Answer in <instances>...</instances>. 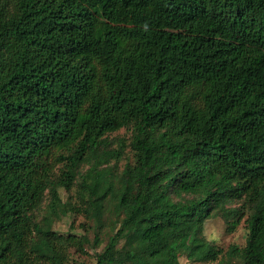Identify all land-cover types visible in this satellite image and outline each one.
<instances>
[{
  "label": "trees",
  "instance_id": "trees-1",
  "mask_svg": "<svg viewBox=\"0 0 264 264\" xmlns=\"http://www.w3.org/2000/svg\"><path fill=\"white\" fill-rule=\"evenodd\" d=\"M62 205L92 240L45 228ZM213 217L244 219V245L207 240ZM88 244L94 264H264V0H0V264Z\"/></svg>",
  "mask_w": 264,
  "mask_h": 264
},
{
  "label": "rangeland",
  "instance_id": "rangeland-1",
  "mask_svg": "<svg viewBox=\"0 0 264 264\" xmlns=\"http://www.w3.org/2000/svg\"><path fill=\"white\" fill-rule=\"evenodd\" d=\"M129 135V131L120 129L116 132L110 133L108 135V138L113 140L111 146L116 147L117 138H124L126 142H128ZM130 156V149L129 147H126L123 157L115 165V170L119 171L126 159H129ZM113 163L114 161L112 160L110 162V165H112ZM87 167L88 165L83 166L82 171ZM78 184L79 182L74 184L69 191H65L63 188L59 189V193L63 202L68 201L74 205L80 204V200L78 199V197L81 188ZM47 196L43 200L41 207L36 212L37 219H40L46 211L45 207L48 202ZM90 225L91 223L88 220L87 215L83 211H71L68 205H62L60 207V217L46 221L45 228L51 229L59 234H67L68 232L81 234L86 230L88 237L92 240L93 232ZM203 235L207 240L211 241L215 246L222 249L223 251H225L232 244L240 247L244 245L247 236L246 223L244 222V219H242L233 231H228L224 221L220 217H213L204 222ZM86 247L89 255L72 253V261L74 264L95 263L92 255L94 253V249L91 248V244H88ZM178 253L180 254L179 260L181 264H216V262L197 261L194 259L193 255H190L186 250H183L180 247L178 248Z\"/></svg>",
  "mask_w": 264,
  "mask_h": 264
}]
</instances>
